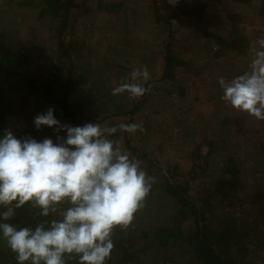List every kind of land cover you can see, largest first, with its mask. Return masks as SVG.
<instances>
[{
  "label": "rangeland",
  "instance_id": "rangeland-1",
  "mask_svg": "<svg viewBox=\"0 0 264 264\" xmlns=\"http://www.w3.org/2000/svg\"><path fill=\"white\" fill-rule=\"evenodd\" d=\"M30 1L0 0V56L4 50L31 54L27 70L44 79L52 72L67 77L71 60L75 77L84 75L88 81L74 84L69 103L76 115L70 118L37 95L25 100L20 80L0 70V132L11 129L18 138L55 140L53 128L37 130L33 122L49 107L62 123L97 121L102 127H117L109 138L155 178L144 207L134 214V219L141 215L148 228L173 220V215L183 219L185 228L193 223L188 210L180 213L182 205L166 191V181L189 188L193 203L213 196L217 204L223 185L242 192H230L227 209L239 205V197L249 202L250 193L251 199L259 195L264 201V120L234 110L221 99L218 84L220 77L231 80L248 70L251 50L264 38V0H102L103 5H120L115 8L100 7L98 0H73L80 23L67 28L62 44L58 17H40L44 0ZM201 7L199 17L194 11ZM168 43L186 62L176 68L174 78L165 76ZM145 65L150 76L141 81L148 88L142 97L113 95L135 68ZM131 123L141 124L143 130L119 129ZM228 158L239 167L235 176L223 172ZM236 211L247 215L239 206ZM28 218L30 214L17 209L10 222L22 226ZM138 221L114 228L115 246L107 264H198L190 246L182 251L162 248L153 235L145 240L142 233L132 234L129 242L115 239L119 232L136 228ZM121 245L135 253L132 260L124 258ZM15 256L0 239V264H17ZM68 264H78L77 258Z\"/></svg>",
  "mask_w": 264,
  "mask_h": 264
},
{
  "label": "clouds",
  "instance_id": "clouds-1",
  "mask_svg": "<svg viewBox=\"0 0 264 264\" xmlns=\"http://www.w3.org/2000/svg\"><path fill=\"white\" fill-rule=\"evenodd\" d=\"M251 53L248 70L231 80L220 77L218 84L221 99L234 110L264 120V38ZM149 76L146 65L135 68L113 95L142 97L148 88L141 81ZM54 113L49 107L33 122L37 130L53 128L55 140L0 132V239L16 254L17 264H68L73 257L78 264H107L114 228L130 225L155 178L109 138L117 127L97 121L73 126ZM119 129L132 133L143 126L121 124ZM26 204L52 218L34 227L11 223Z\"/></svg>",
  "mask_w": 264,
  "mask_h": 264
},
{
  "label": "trees",
  "instance_id": "trees-1",
  "mask_svg": "<svg viewBox=\"0 0 264 264\" xmlns=\"http://www.w3.org/2000/svg\"><path fill=\"white\" fill-rule=\"evenodd\" d=\"M98 1L100 7L107 6L110 8L114 6L115 8L116 6H120L113 2L103 5L102 0ZM26 2L30 3L31 1L26 0ZM44 3L45 5L42 7L40 17H44L45 15L58 17L62 25L60 28V44H62L67 28L71 24H75L76 27L80 23L79 15L73 11L74 1L44 0ZM202 9V7L201 9H196L194 13L201 17L203 14ZM173 15L170 14L165 19L169 22ZM31 60L32 56L29 53L4 50L0 56V70L5 75L17 77L20 80L21 85L19 88L22 90L21 94H25V100L37 95L36 97L40 98L44 103H52L62 108L68 117L75 118L76 112L71 110L69 96L76 82L86 84L88 78L84 75L78 78L75 77L73 73L75 67L73 61L69 59L71 63L67 77H64L61 73L52 72L49 77L44 79L27 70ZM185 64L184 60L174 54L171 43H168L166 45L164 61L165 76L167 78H174L176 68ZM22 97L24 98V95ZM127 140L129 139L127 138ZM238 170L239 167L235 159L228 158L227 163L223 167L225 175L235 176ZM219 183L222 184L221 181ZM228 184H232V181H229ZM164 188L182 205L183 210L180 212L181 214H185L186 210H188L193 219L191 227L185 228L183 219L178 220L173 215V220L170 218L165 224L160 223V225L158 224L153 228H148L142 222L143 217H139L141 215H138L131 224L136 222V220H139L140 224L134 226L136 227L134 229L128 228L129 233L126 230L119 232L114 236L116 240L129 242L131 239L133 240L134 235L132 234L142 233L141 235L146 238L145 240L153 235L154 240L162 248H169L171 246L176 251H182L180 249L184 246H190L192 258L198 261V264H264V201L260 199L259 195H253L255 199H251L250 193L247 196L249 202H243V199L239 197V205L232 203L231 209L230 207L227 209V199L231 198L232 194L230 192L232 190L235 191L234 194L240 193L242 195L241 191L236 190V186H232L231 189V187L223 185L219 194H217L218 190L216 191L214 188L213 193H216L218 196L217 204L213 196L211 200L208 197L207 199L200 197L193 203L188 194L189 188L176 184L173 181H166ZM218 198L222 199L219 200ZM238 206L247 214L246 216L241 215L240 212L238 214L236 211ZM19 209L31 215V218L24 221L22 226L30 225L34 227L38 222L52 218L51 216H40L39 209H34L28 204ZM121 247L124 258L129 261L132 260L135 253L129 251L123 245ZM10 251L12 250L10 249Z\"/></svg>",
  "mask_w": 264,
  "mask_h": 264
}]
</instances>
